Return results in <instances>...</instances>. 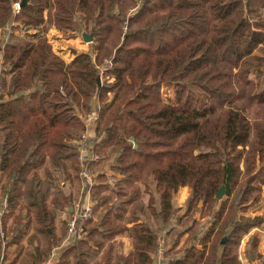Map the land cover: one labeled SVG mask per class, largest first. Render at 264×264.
Instances as JSON below:
<instances>
[{
    "label": "trees",
    "instance_id": "1",
    "mask_svg": "<svg viewBox=\"0 0 264 264\" xmlns=\"http://www.w3.org/2000/svg\"><path fill=\"white\" fill-rule=\"evenodd\" d=\"M15 1L0 0V182L11 209L36 188L44 227L53 230L46 192L56 187L57 205L71 204L53 181L81 179L79 152L89 143L101 155L99 166L117 154L111 168L122 175L112 186L92 187L98 220L54 264H91L117 234H128L133 250L104 264H155L160 242L153 223L172 224L173 200L186 184L191 193L178 217L184 228L165 250L182 254L168 263L243 264L239 249L249 235L247 260L264 264L260 234L252 232L264 230V215L240 214L264 193V55L255 54L264 45V0H29L14 13ZM46 24L65 31L84 26L94 35L92 50L67 62L53 49ZM167 83L182 95L197 86L202 105L164 100ZM94 101L97 139L77 144ZM143 192L148 215L129 227L126 215L137 212ZM209 215L220 222L205 229Z\"/></svg>",
    "mask_w": 264,
    "mask_h": 264
},
{
    "label": "rangeland",
    "instance_id": "2",
    "mask_svg": "<svg viewBox=\"0 0 264 264\" xmlns=\"http://www.w3.org/2000/svg\"><path fill=\"white\" fill-rule=\"evenodd\" d=\"M19 2L21 4V0H19ZM21 8H22V6H21ZM13 12L14 13H19L20 12V11L18 12V11L15 10L14 2H13ZM81 21L83 22V20H81ZM46 26L49 27V29L47 31V37H48V39L51 40L50 43L52 44L53 49L58 54L63 56V58L66 61H70L71 58L74 55H76V54H78V53H80L82 51H91L92 50L91 49V45H90L91 42L87 43L83 39V33L87 32V30L84 29V26L81 27V29H79V30H77V29L76 30H72L71 29V30H68V31L60 30V32H58V35L56 34V26L55 25L46 24ZM57 30H58V28H57ZM124 30L126 31L127 28L124 27ZM30 31L31 32H35L36 30L34 29V30H30ZM2 33H3V28L0 27V36H2ZM19 33H21V31ZM56 35L58 37H55ZM68 39H70V41H67ZM83 42H84L85 45H83ZM255 54L264 55V45H260L259 49H257L255 51ZM251 77L255 78V74H252ZM175 91H176V88L173 85L168 84V83L167 84H163V87L161 89V93L163 95L164 100L170 101V102L178 101L180 104H182L183 106L186 105L190 109H193V108H196V107H199V106L202 105V102L204 100L203 91L202 90L199 91L197 86L193 87V88L192 87L188 88V92H186L187 97H186L185 94H183V95L180 94V93L178 94ZM2 92H3V88H2V86L0 84V94ZM255 105L251 104L249 106V109L247 110V113H248V115L251 118H253V116H255L254 113H256V111H255L256 108L254 109ZM259 113L261 114L260 111H259ZM79 140L80 139L78 138L77 140H74V141H75V143L79 144ZM79 162H80V160H79ZM39 170L41 172L42 179H45V176H46L45 169L42 167ZM64 183H65V181H60V180L53 181V184L59 186L60 188H61V186H63ZM185 186H189V185L186 184V185H183L182 187H185ZM55 188L54 187L49 188L47 190V192H46V197H47L48 207H50L51 210H55L56 213H57V211H60L61 209H57L58 205H57V201L55 200V195H59V193L55 190ZM64 190L66 191L65 195L71 196V201H72L71 204L68 205L67 202H66V204L63 203V204H65L63 210H64V212L66 214L68 213L69 217H70V215H71V213H72V211L74 209L73 205H74V203L76 201H78V199H79V197L81 195V192L83 190L82 178L81 179L78 178V177L75 178L74 182L73 183L71 182V183L67 184ZM90 194H91V198H93L92 190L90 191ZM82 195H83V192H82ZM148 198H149L148 193L143 192L142 196L140 197V199L138 201V205H136V209H137L138 212H140L142 214L143 220H145L146 216L148 215L146 209H144L145 205L148 203ZM223 198H225V197L223 196ZM223 198H221V200L218 203V207L217 208H219V209H220V207H221V205L223 203V200H224ZM34 200H35V202H37V199H34ZM93 201L96 203V201L94 199H93ZM186 202H187V199L185 201H180L179 198L175 200V204H177V206H182V207H180L181 210L177 209V213L174 216L173 222H172V224L170 226L169 225L165 226L162 222H154L153 223L155 228H156V231H157V233L159 235V242H160L158 250H156L155 253L153 254L156 264H161L160 261L163 258L164 259H168V258H171L172 256H180L182 254V252L179 251V252H175L172 255H170V254H167V252L165 250L169 249L170 247H173V239H174V237H177L178 236V232H180L184 228L183 224H179L178 223V217L180 215L184 214L185 209H186ZM69 206L71 208L70 212H68V210H69L68 207ZM129 208L133 209L132 206L129 207ZM254 213H256V214H258V213L259 214H264V193H263V198L261 199V201L258 204L251 205L249 211L246 212L245 214L246 215H253ZM144 214H146V215H144ZM69 217H68V219H69ZM93 218H94V221L90 222L91 224L92 223L95 224V222L98 220L94 216H93ZM68 219H67V222H68ZM218 219H219L218 215H216V216L209 215V216L205 217L204 218V222H206L205 226H207L211 222L217 221ZM67 222L65 221V223H63V228H65V229H66V225H67L66 223ZM172 226H173V230H171V232H173V234L170 233V228ZM253 231H257V232H259L262 235V242H261V245H260L259 249L262 252H264V230L255 228V229L252 230V232ZM119 235H126V234H117L113 239H111L110 241H107L105 243L104 247L101 249L100 253L95 258L91 257L92 258L91 264H104V262L106 260H110L111 263H114L115 260L117 259V256L120 253L125 252L124 251L123 239L121 237H119ZM249 238H250L249 235H246L244 237L243 244H244V242L247 243ZM130 239L132 241L131 237H130ZM185 239H186V237L182 238L181 244L179 245V248H180V246H184L186 244L185 243ZM71 244H72V242L69 245H71ZM243 244H242V246H243ZM69 245H65V246L60 245L58 247L59 249H58V254L56 253V256H57L56 262L59 261L60 254L62 255V251L65 248H67ZM50 251H51V253H50L49 257L47 258V260L43 261L44 263H47L49 261V259L51 258L52 249ZM245 253H246V249H244V247H241V256L243 258L244 264H253L252 261L248 262ZM47 255H48V253H47ZM63 255H64V253H63ZM63 255H62V257H63ZM255 260H257V259H255ZM256 263H258V262L255 261V264Z\"/></svg>",
    "mask_w": 264,
    "mask_h": 264
},
{
    "label": "crops",
    "instance_id": "3",
    "mask_svg": "<svg viewBox=\"0 0 264 264\" xmlns=\"http://www.w3.org/2000/svg\"><path fill=\"white\" fill-rule=\"evenodd\" d=\"M58 32H60V29L57 30V27H56L57 35H58ZM57 35L55 37H58ZM67 41H70V39H68ZM83 45H85L84 42H83ZM93 104H97V101H94ZM90 134L91 136H95L96 127H91ZM116 157H117V154H114L112 155L111 159L104 162V164H101L100 166L99 164H97V166H95V170L97 173V177H96L97 184L109 183L112 186L114 185L115 183L114 181L116 179H119L122 177L120 173L113 171L111 168L115 162ZM38 173L39 175H41L40 170L38 171ZM103 175L106 176V180L99 181V176H103ZM0 177H1V173H0ZM67 184L69 183L65 182L63 184V187H62L63 191H65L64 189ZM2 185H3V181L0 182V229H2L5 232L4 233L5 236L2 239V249H3L2 255L5 259V264H36L37 257L38 255H40L42 251L46 252V250H48L49 248H51L53 251L54 249L58 248L60 245H63V241H64L63 239L66 235V229L63 228V223H65V221L67 222L69 214L68 213L66 214L64 212L63 210L64 207L62 206H58V208L56 207L57 209H61V210L57 211V213L55 210H53V213H51V218L53 217V220H52L53 230H51L50 226L45 228L44 219H43L44 218L43 217L44 216L43 205L39 201L35 202L34 200L36 199L35 195L38 189L34 188L33 193L31 194L30 193L23 194L21 202L18 203L16 207H14V209L12 210L10 196L7 191L4 192ZM7 186H8L7 190L8 189L10 190L11 187L9 183L7 184ZM34 192H35V195H34ZM190 193H191V188L189 186L180 187L177 195L175 196L173 200L174 205L177 209L181 210L180 207L182 206H177V204H175V200L179 198L180 201H185L187 197L190 195ZM68 208H69L68 212H70L71 210L70 206ZM248 211H243L240 214L246 215L245 213ZM137 212L134 214H131V212L129 211L127 213L126 218H128L129 220H132V222L128 223L129 227L132 226V224L135 221L141 222L143 220L142 214L140 212L138 213ZM258 214L254 213L253 215H246V216H254ZM259 215H264V214H259ZM196 217L200 218V214L197 213ZM219 222H220V219H218L215 222H211V223L218 225ZM211 223L205 227L206 228L209 227ZM119 237H121L124 242L125 252L123 253L126 254L132 251L133 243L129 235L128 234L119 235ZM260 237H261V242H262L261 234H260ZM242 244H243V241H242ZM242 244L240 246L239 253H240L242 263L244 264L243 258L241 256V247H244L245 249L246 242H244L243 246ZM185 247H186V244L184 246H180L181 249ZM258 251L264 254V252H262L260 249H258ZM169 261H170V258L168 259L163 258L161 259L160 263L169 264L168 263ZM255 261L258 262L256 264H259L258 259ZM255 261H253V264H255Z\"/></svg>",
    "mask_w": 264,
    "mask_h": 264
},
{
    "label": "built area",
    "instance_id": "4",
    "mask_svg": "<svg viewBox=\"0 0 264 264\" xmlns=\"http://www.w3.org/2000/svg\"><path fill=\"white\" fill-rule=\"evenodd\" d=\"M14 7L16 11H20L21 4L19 0L14 2ZM83 120L86 130L79 140V144L81 145L90 137L97 139L96 134L95 136H91L90 134L91 127H96L98 123V108L96 104H94L92 110L83 117ZM79 160L82 169L81 178L83 182V195L81 192L78 201L73 205L74 209L67 222V232L62 246L69 245L75 240L84 238L88 224L94 216L95 202L93 201V198H91L90 191L97 182V173L95 170V166H97L96 163L101 160V155L94 150V143H89L86 147L81 148L79 152ZM4 233L5 232L0 229L2 238L5 236ZM58 249L59 248H56L52 251L51 258L44 264H54L56 262V253L58 254ZM0 264L4 263L1 261Z\"/></svg>",
    "mask_w": 264,
    "mask_h": 264
},
{
    "label": "water",
    "instance_id": "5",
    "mask_svg": "<svg viewBox=\"0 0 264 264\" xmlns=\"http://www.w3.org/2000/svg\"><path fill=\"white\" fill-rule=\"evenodd\" d=\"M29 0H21V6H23L24 4H26ZM83 39L85 42L90 43L93 42L94 40V35L92 33H88V32H84L83 33ZM132 140H134V138H131ZM226 192V186L222 185L221 188L219 189V192L217 194V197L219 199L223 198V196L225 195ZM226 242V237L223 238L222 243Z\"/></svg>",
    "mask_w": 264,
    "mask_h": 264
}]
</instances>
